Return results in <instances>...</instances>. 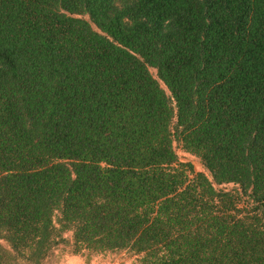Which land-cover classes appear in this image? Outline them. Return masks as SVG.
Segmentation results:
<instances>
[{
	"label": "trees",
	"instance_id": "trees-1",
	"mask_svg": "<svg viewBox=\"0 0 264 264\" xmlns=\"http://www.w3.org/2000/svg\"><path fill=\"white\" fill-rule=\"evenodd\" d=\"M66 247L264 264V0H0V264Z\"/></svg>",
	"mask_w": 264,
	"mask_h": 264
},
{
	"label": "rangeland",
	"instance_id": "rangeland-1",
	"mask_svg": "<svg viewBox=\"0 0 264 264\" xmlns=\"http://www.w3.org/2000/svg\"><path fill=\"white\" fill-rule=\"evenodd\" d=\"M153 76H155V70L150 68ZM159 84L163 87V83L158 80ZM175 151L178 157L182 160H188L192 163L195 170H204L198 158L192 154H189L178 145H175ZM27 264V263H24ZM42 264H137L132 257L125 252H113V253H72L66 248L64 250H57L50 253L43 261Z\"/></svg>",
	"mask_w": 264,
	"mask_h": 264
}]
</instances>
